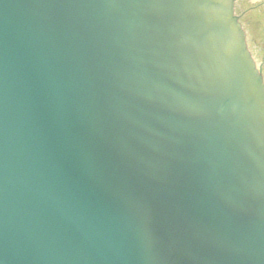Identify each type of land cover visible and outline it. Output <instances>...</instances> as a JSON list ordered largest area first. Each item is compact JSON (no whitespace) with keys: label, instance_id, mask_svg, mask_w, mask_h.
I'll return each mask as SVG.
<instances>
[{"label":"water","instance_id":"obj_1","mask_svg":"<svg viewBox=\"0 0 264 264\" xmlns=\"http://www.w3.org/2000/svg\"><path fill=\"white\" fill-rule=\"evenodd\" d=\"M234 2L0 0V264H264Z\"/></svg>","mask_w":264,"mask_h":264},{"label":"flooded vegetation","instance_id":"obj_2","mask_svg":"<svg viewBox=\"0 0 264 264\" xmlns=\"http://www.w3.org/2000/svg\"><path fill=\"white\" fill-rule=\"evenodd\" d=\"M234 12L264 82V0H235Z\"/></svg>","mask_w":264,"mask_h":264}]
</instances>
